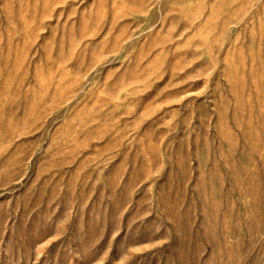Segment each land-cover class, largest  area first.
Listing matches in <instances>:
<instances>
[{"label": "rangeland", "instance_id": "rangeland-1", "mask_svg": "<svg viewBox=\"0 0 264 264\" xmlns=\"http://www.w3.org/2000/svg\"><path fill=\"white\" fill-rule=\"evenodd\" d=\"M0 264H264V0H0Z\"/></svg>", "mask_w": 264, "mask_h": 264}]
</instances>
